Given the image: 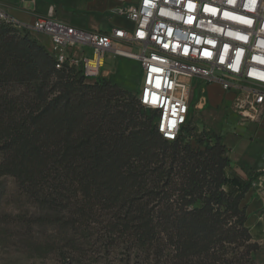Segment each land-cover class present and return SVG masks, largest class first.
<instances>
[{"label": "trees", "instance_id": "16d2710c", "mask_svg": "<svg viewBox=\"0 0 264 264\" xmlns=\"http://www.w3.org/2000/svg\"><path fill=\"white\" fill-rule=\"evenodd\" d=\"M58 64L30 31L0 23V176L84 237L70 264L96 244L139 264L242 263L257 245L241 206L252 181L223 176L225 145L167 140L152 117L116 110L104 87Z\"/></svg>", "mask_w": 264, "mask_h": 264}, {"label": "built area", "instance_id": "2783aa9c", "mask_svg": "<svg viewBox=\"0 0 264 264\" xmlns=\"http://www.w3.org/2000/svg\"><path fill=\"white\" fill-rule=\"evenodd\" d=\"M0 4V19L13 24ZM116 13L132 25L86 30L57 18L51 6L32 28L50 38L58 66L64 49L90 47L81 67L86 80L99 75L106 54L135 44L138 51L127 54L142 69L138 99L158 112L157 128L167 140H176L188 122L197 79L232 92L229 107L244 121L264 119V0H126Z\"/></svg>", "mask_w": 264, "mask_h": 264}, {"label": "rangeland", "instance_id": "374dc122", "mask_svg": "<svg viewBox=\"0 0 264 264\" xmlns=\"http://www.w3.org/2000/svg\"><path fill=\"white\" fill-rule=\"evenodd\" d=\"M47 1L54 4L57 18L71 24L77 22L79 13L76 6L81 3L80 0H45V2ZM0 2H3L4 6H7L6 8L15 7L13 0H0ZM121 3L122 6L125 0H121ZM29 5L27 4V6ZM46 11L47 9L44 12ZM10 17L12 25L30 31L31 35L42 45L49 51L52 50L50 38L35 31L32 28L33 21L22 22L12 15ZM95 18L101 19L100 15H95ZM0 23L7 22L0 19ZM119 48L131 49L133 52L138 51L135 44L122 43ZM63 51V61L58 67L72 69L79 73H81L83 57L92 55L90 47H81L77 44L71 45L70 48ZM85 82L104 87L103 94L106 97H112L111 104L116 106V110L130 111V107L134 106L144 116L152 117L153 124H156L158 112L139 103L142 69L134 58L108 53L99 75L91 80L85 79ZM204 88L201 79L193 81L192 107L188 122L181 131L182 138L195 150H204L207 146H214L220 141L226 147L224 155L232 162L231 166H226L223 169V176L230 179L237 178L242 183L253 182L257 172L251 165L256 163L257 159H261L262 151L256 146H251L249 140L253 139L252 132L240 134L237 132L236 126L234 130L232 127L231 130H228L229 124L236 125L244 121L235 116L236 113L227 107L231 104L233 94L230 96L231 98L224 97L218 101L222 96L219 88ZM226 139H228V143ZM232 139H235L236 142H232ZM168 143L172 144L173 142L168 141ZM2 160L3 153L0 151V162ZM222 188L226 191L238 192V188L233 184L223 185ZM199 205L200 202L197 201L195 206ZM66 211L65 209L63 214ZM54 215L53 208L46 204L43 205L32 196L31 192L21 188L15 177L0 176V264H70L71 254L69 253L71 250H69V246L71 242L75 239V244L80 245L85 239L79 234L75 237L69 225L55 222ZM261 218L262 220H260ZM263 219L264 209L257 211L251 219L254 224L253 229L247 223L251 234L248 243L257 245L240 264H264ZM256 227L261 231L260 234H257ZM96 240L97 235H94L86 241H89V245L92 246ZM96 247H93L94 251H90L93 257H86L87 253L75 254L76 259L82 261V263L75 264H139L142 261L139 256L132 254L131 257H128V254L119 249L109 251L104 247L100 248L99 244H96ZM243 248L241 246L234 251H242ZM247 259L249 261H246Z\"/></svg>", "mask_w": 264, "mask_h": 264}, {"label": "crops", "instance_id": "0c3cea01", "mask_svg": "<svg viewBox=\"0 0 264 264\" xmlns=\"http://www.w3.org/2000/svg\"><path fill=\"white\" fill-rule=\"evenodd\" d=\"M80 2L81 3L76 6L79 15L75 24L78 27L86 30H110L114 25L124 27H130L132 25V23L127 18L116 13V9L122 4L121 0H84V2L80 0ZM27 4L30 5L27 6ZM51 6H53L55 11V6L52 4V2H45V0H30L28 2L26 0L22 6H10L8 9L10 14L18 20L22 22H32L37 14H46ZM45 9H47L46 12H44ZM94 14L97 16L100 15L101 19L97 20ZM202 82L206 89L214 87L217 89L219 88V90L222 92V96L218 101L224 97L231 98L230 96L233 94L232 92H225L218 81L208 83L202 80ZM227 107L228 109H231L229 106ZM235 116L238 115L236 114ZM236 118L237 117H235V119ZM238 118L240 117L238 116ZM235 126L238 128L237 132L240 134L252 132L253 139L249 140L251 141V146H256L262 151L261 159H257L256 163L251 165L256 170L258 176L255 178V180H253L252 187L241 201V206L243 208L245 207L247 210L248 226L252 227L253 229L254 224L251 222V219H253L254 214L257 211L264 209V119L256 122L243 121L242 123H237L236 125L229 124L227 128L228 130H231L232 127L234 130ZM226 142L228 143V139H226ZM232 142H236V140L232 139ZM260 220H262V218ZM257 229L259 228L256 227L255 229L257 234H260L261 231Z\"/></svg>", "mask_w": 264, "mask_h": 264}, {"label": "bare ground", "instance_id": "6f19581e", "mask_svg": "<svg viewBox=\"0 0 264 264\" xmlns=\"http://www.w3.org/2000/svg\"><path fill=\"white\" fill-rule=\"evenodd\" d=\"M129 52V50H126V49H120V54H122V55H126V56H128V53Z\"/></svg>", "mask_w": 264, "mask_h": 264}]
</instances>
